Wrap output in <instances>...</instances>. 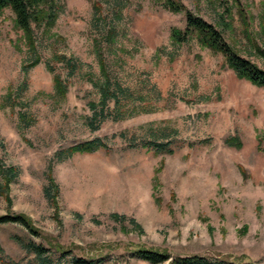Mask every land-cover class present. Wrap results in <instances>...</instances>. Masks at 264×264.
I'll return each instance as SVG.
<instances>
[{
	"label": "rangeland",
	"instance_id": "1",
	"mask_svg": "<svg viewBox=\"0 0 264 264\" xmlns=\"http://www.w3.org/2000/svg\"><path fill=\"white\" fill-rule=\"evenodd\" d=\"M166 1L54 0L52 21L28 35L0 11V216L39 233L3 225L0 264H35L17 238L105 264H148L128 255L135 246L264 264V88L196 33L171 38L189 12L264 70V0H172L179 12ZM103 72L122 92L101 109ZM93 139L104 148L64 156Z\"/></svg>",
	"mask_w": 264,
	"mask_h": 264
},
{
	"label": "trees",
	"instance_id": "2",
	"mask_svg": "<svg viewBox=\"0 0 264 264\" xmlns=\"http://www.w3.org/2000/svg\"><path fill=\"white\" fill-rule=\"evenodd\" d=\"M54 0H0V11L4 8H10L15 15V23L19 29H21L27 35L31 33L32 25H42L47 20L52 21L57 9L54 8ZM173 11L179 12L182 10L181 6L173 3L172 0L166 1V6ZM186 26L184 32L174 31L171 38L179 43L187 41L188 35L197 34L198 41L205 47L212 51L221 53L227 62L228 67L236 74L238 78L247 80L251 84L264 88V70L259 69L257 66L249 62L248 60L240 57L233 52L231 47L224 40L222 33L216 30L213 26L206 23L199 17L187 12L185 15ZM57 63H60L68 70V75L72 76L76 71V63L67 59L64 56L58 57ZM105 84L101 86L99 96V104L103 109L107 102H117L116 92H122L118 85L114 86L113 91L109 90V82L106 74ZM58 86L61 88V96H64L66 86H62L61 82L56 79ZM91 110H94V106H90ZM105 117L102 116V120ZM91 129L95 130L90 124ZM231 145H237L236 141L232 139L229 142ZM144 147L152 149L158 154H171L172 149L170 144H145ZM104 148V145L99 139H93L90 141L82 142L73 147L68 148L64 156L66 158L71 157L75 153H92L96 150ZM4 175V179L11 180L10 175L15 174V169L9 168L8 170L1 171ZM44 195L47 199L52 201L57 197V188L52 185L50 179V185L44 190ZM114 221L119 222L121 217L116 214L111 215ZM15 223L22 225L28 232L34 236H39V233L30 227V223L23 216H0V228L3 225ZM131 223L134 224L133 220ZM17 243L28 253L34 256L35 264H105L108 261V257H99L95 259H87L84 257H77L69 250H63L60 247L45 248L42 244L36 245L31 241H25L24 239L17 238ZM0 248V252H1ZM54 255H57L54 258ZM132 258L146 262L148 264H253L249 261H244L245 258H227V257H206L201 255L171 256L168 253L159 252L150 249H144L140 247H133L128 252ZM11 264V263H8Z\"/></svg>",
	"mask_w": 264,
	"mask_h": 264
}]
</instances>
